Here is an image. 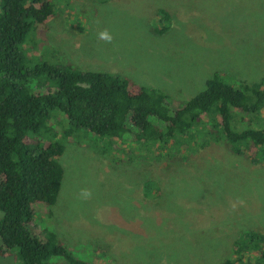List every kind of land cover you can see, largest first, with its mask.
Returning a JSON list of instances; mask_svg holds the SVG:
<instances>
[{
  "label": "rangeland",
  "instance_id": "obj_1",
  "mask_svg": "<svg viewBox=\"0 0 264 264\" xmlns=\"http://www.w3.org/2000/svg\"><path fill=\"white\" fill-rule=\"evenodd\" d=\"M54 13L29 34L26 63L127 77L182 103L217 72L236 88L264 79V0H57ZM204 141L172 164L67 143L53 215L36 217L32 233L51 230L94 264H221L243 232L264 233V162ZM17 254L0 264H21Z\"/></svg>",
  "mask_w": 264,
  "mask_h": 264
},
{
  "label": "trees",
  "instance_id": "obj_2",
  "mask_svg": "<svg viewBox=\"0 0 264 264\" xmlns=\"http://www.w3.org/2000/svg\"><path fill=\"white\" fill-rule=\"evenodd\" d=\"M56 2L0 0V256L17 250L21 264H55L54 257L94 264L72 256L53 231L31 230L36 217L53 215L66 144L85 139L102 154L121 153V161L172 164L200 136L205 145L224 141L233 154L264 162V79L236 88L217 72L182 103L127 77L30 65L23 46L32 30L48 28ZM159 16L171 18L163 9ZM156 184L149 180L148 189ZM221 264H264V233L243 232Z\"/></svg>",
  "mask_w": 264,
  "mask_h": 264
},
{
  "label": "clouds",
  "instance_id": "obj_3",
  "mask_svg": "<svg viewBox=\"0 0 264 264\" xmlns=\"http://www.w3.org/2000/svg\"><path fill=\"white\" fill-rule=\"evenodd\" d=\"M100 37L102 39H105V40L109 41V42H111V39H112L111 35L107 32V30L101 32L100 33Z\"/></svg>",
  "mask_w": 264,
  "mask_h": 264
}]
</instances>
